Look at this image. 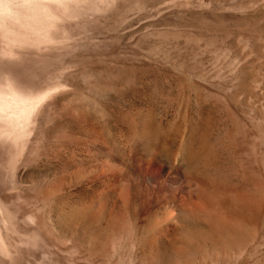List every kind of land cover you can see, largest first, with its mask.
<instances>
[{
    "label": "rangeland",
    "instance_id": "rangeland-1",
    "mask_svg": "<svg viewBox=\"0 0 264 264\" xmlns=\"http://www.w3.org/2000/svg\"><path fill=\"white\" fill-rule=\"evenodd\" d=\"M1 1L0 264H264V0Z\"/></svg>",
    "mask_w": 264,
    "mask_h": 264
},
{
    "label": "bare ground",
    "instance_id": "bare-ground-1",
    "mask_svg": "<svg viewBox=\"0 0 264 264\" xmlns=\"http://www.w3.org/2000/svg\"><path fill=\"white\" fill-rule=\"evenodd\" d=\"M2 4H4V3H3V1L0 0V6H1ZM2 7H3V6H2Z\"/></svg>",
    "mask_w": 264,
    "mask_h": 264
}]
</instances>
